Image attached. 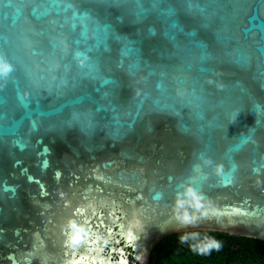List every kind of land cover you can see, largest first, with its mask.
<instances>
[{
	"label": "water",
	"instance_id": "95a60500",
	"mask_svg": "<svg viewBox=\"0 0 264 264\" xmlns=\"http://www.w3.org/2000/svg\"><path fill=\"white\" fill-rule=\"evenodd\" d=\"M0 60V264L264 242V0H0Z\"/></svg>",
	"mask_w": 264,
	"mask_h": 264
},
{
	"label": "trees",
	"instance_id": "16d2710c",
	"mask_svg": "<svg viewBox=\"0 0 264 264\" xmlns=\"http://www.w3.org/2000/svg\"><path fill=\"white\" fill-rule=\"evenodd\" d=\"M149 264H264V242L225 232L189 230L161 238L150 252Z\"/></svg>",
	"mask_w": 264,
	"mask_h": 264
},
{
	"label": "clouds",
	"instance_id": "9594fccd",
	"mask_svg": "<svg viewBox=\"0 0 264 264\" xmlns=\"http://www.w3.org/2000/svg\"><path fill=\"white\" fill-rule=\"evenodd\" d=\"M8 71H10V66L6 62L0 60V75L6 74ZM181 240H183V237H181Z\"/></svg>",
	"mask_w": 264,
	"mask_h": 264
},
{
	"label": "flooded vegetation",
	"instance_id": "af4514ba",
	"mask_svg": "<svg viewBox=\"0 0 264 264\" xmlns=\"http://www.w3.org/2000/svg\"><path fill=\"white\" fill-rule=\"evenodd\" d=\"M130 261H131V259H130ZM148 264H149V260H148Z\"/></svg>",
	"mask_w": 264,
	"mask_h": 264
}]
</instances>
